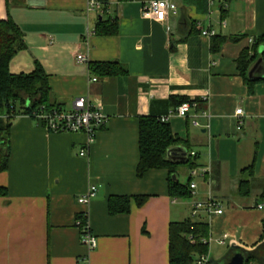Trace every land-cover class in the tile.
I'll list each match as a JSON object with an SVG mask.
<instances>
[{
	"label": "crops",
	"instance_id": "1",
	"mask_svg": "<svg viewBox=\"0 0 264 264\" xmlns=\"http://www.w3.org/2000/svg\"><path fill=\"white\" fill-rule=\"evenodd\" d=\"M105 1L103 13L87 17L89 0H0V19L11 16L27 45L10 71L31 72L40 63L50 75L52 102L69 109L86 95L108 117L89 146L84 132H51L26 114L13 118L10 163L0 172V186L8 189L0 196V264H169L170 223L186 219L208 224L210 264L224 257L214 245L229 251L264 245V81L251 93L238 68L251 39L264 35V0H170L178 10L162 21L145 14L150 0ZM100 19L117 20L118 33L95 32L87 44L88 24L95 28ZM216 35L239 38L213 51ZM263 50L250 66L252 79L264 76ZM79 53L89 63L118 61L128 73L89 81V63L78 62ZM182 98L193 106L187 116L166 121L183 139L168 158H192L197 167L185 173L188 166L179 165L173 178L198 187L188 197H173L168 169L136 174L139 119L167 116ZM252 164L251 190L241 193L242 170ZM90 184L98 192L85 205L78 199ZM142 195L148 197L138 205L135 196ZM112 196H130V211L112 214ZM211 196L224 212L193 217V202ZM86 211L98 238L92 251L76 224Z\"/></svg>",
	"mask_w": 264,
	"mask_h": 264
},
{
	"label": "trees",
	"instance_id": "2",
	"mask_svg": "<svg viewBox=\"0 0 264 264\" xmlns=\"http://www.w3.org/2000/svg\"><path fill=\"white\" fill-rule=\"evenodd\" d=\"M107 5L105 0H100ZM119 31L117 20L100 19L95 27V32L101 35H116ZM239 37H227L216 35L212 40V50L219 51L223 43L228 39L237 40ZM264 45V35L254 39L250 48L243 50L238 57V68L240 74L246 81L249 91H254V85L262 78L252 79L249 76V69L252 61ZM24 32L16 21L11 17L0 19V113L9 117H0V172L7 170L11 155V126L12 120L17 114H28L32 109L45 106L50 109L59 103L51 101L50 75L45 71L40 63L31 72L12 73L10 62L21 50L26 48ZM264 62V50L262 51ZM89 69L94 75L117 76L128 73V70L118 61L90 62ZM188 101L180 99L179 104ZM189 102H193L190 101ZM29 104V106H28ZM183 143V139L176 134L169 122H163L159 117L142 116L139 119V152L140 158L136 168L138 177H143L151 169L166 168L169 171V193L173 197H188L191 193L190 183H181L173 178L177 174L179 165H186L192 170L197 167V163L192 158L183 163L174 162L168 158V151ZM244 178L240 181L241 193L249 194L251 190V177L254 175V165H250L242 170ZM8 189L0 186V196H6ZM148 196H135L138 205H142ZM260 200L264 202V189ZM131 197H110L109 209L112 214L127 213L131 208ZM209 235V226L192 219L182 221H172L169 228V264H196V258L207 253L209 243L203 240ZM264 236V234L262 235ZM264 249V245L258 246L254 250L244 248L230 249L233 255L236 251L242 252L246 258V264L257 262L264 264V254H258V250ZM264 251V250H263Z\"/></svg>",
	"mask_w": 264,
	"mask_h": 264
},
{
	"label": "built area",
	"instance_id": "3",
	"mask_svg": "<svg viewBox=\"0 0 264 264\" xmlns=\"http://www.w3.org/2000/svg\"><path fill=\"white\" fill-rule=\"evenodd\" d=\"M214 0H210V3L213 4ZM145 14L152 15L158 20H166L170 12L176 13L178 10L177 5L170 0H150L145 5ZM87 17L93 12H104V5L102 2L97 0H89L87 5ZM89 19V18H88ZM95 33V28H91L88 24L87 31L84 37V41L89 44L90 36ZM204 35L212 36L215 34L214 31H203ZM254 42V39H251ZM78 62L89 63V56L87 54L79 53L77 55ZM90 70V69H89ZM88 70L89 81L98 80V76L93 75L91 71ZM29 106V104H28ZM193 106L192 102L186 101L178 105L174 110L170 112L167 116L160 117V120L166 122L170 116L179 115L187 116L191 107ZM30 107V106H29ZM17 114L18 115H22ZM236 116L239 118L238 128L241 127L242 117L244 116V109L237 108L235 111ZM29 115L37 119L44 127L51 132H84L88 136L86 145L89 146L94 140L96 133L101 129L107 122V115H105L100 106L94 105L88 96H78L73 99L71 107L69 109L63 108L62 106L54 105L50 109L45 106H40L38 108L32 109ZM15 116V117H16ZM0 117H9L8 115H3L0 113ZM195 125H200L199 121L195 119ZM86 149H83L81 155L85 154ZM197 172L192 171V174L195 175ZM198 184L194 181L190 183L191 193H195ZM98 187L97 185L90 184L87 191L79 197V202L85 205H89L93 198L97 195ZM259 208L262 209L263 205H259ZM201 211H205L210 217L212 215H220L224 212L221 204L216 201L212 196L202 200H196L192 204V216H197ZM76 224L80 230L81 241L88 248L89 251L94 250L98 245V238L93 233L89 212H83L78 215L76 219ZM227 235L224 234L222 238L218 240L220 244H225ZM205 243L210 244V239L205 238L203 240ZM210 254L203 253L196 258V264H210Z\"/></svg>",
	"mask_w": 264,
	"mask_h": 264
},
{
	"label": "rangeland",
	"instance_id": "4",
	"mask_svg": "<svg viewBox=\"0 0 264 264\" xmlns=\"http://www.w3.org/2000/svg\"><path fill=\"white\" fill-rule=\"evenodd\" d=\"M182 169L186 171L185 173H187L189 171L188 170V167H185L184 168L182 166ZM187 178L184 177V180L187 181ZM215 246H216V248H215ZM213 247H214L213 250H214V252H215L216 255H219V254H222L223 253V255H220V256H224V257L213 261L211 264H222L223 262H225V260H227V256H228L227 254L230 253L229 249H227L225 246H220L219 247L217 245H214ZM263 250L264 249L258 250V254H260V255L264 254V251Z\"/></svg>",
	"mask_w": 264,
	"mask_h": 264
},
{
	"label": "water",
	"instance_id": "5",
	"mask_svg": "<svg viewBox=\"0 0 264 264\" xmlns=\"http://www.w3.org/2000/svg\"><path fill=\"white\" fill-rule=\"evenodd\" d=\"M261 60H259L256 64H258ZM256 66V65H255ZM255 66L253 68H255ZM252 74V71H250V75ZM173 177H176V175H173ZM233 249H239L240 246L238 245H234L232 247ZM247 263V258L246 256L240 252V251H236L229 259L228 262H226L225 264H246Z\"/></svg>",
	"mask_w": 264,
	"mask_h": 264
}]
</instances>
